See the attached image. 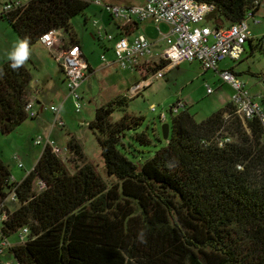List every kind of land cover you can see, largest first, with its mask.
<instances>
[{
	"label": "trees",
	"instance_id": "trees-1",
	"mask_svg": "<svg viewBox=\"0 0 264 264\" xmlns=\"http://www.w3.org/2000/svg\"><path fill=\"white\" fill-rule=\"evenodd\" d=\"M3 1L0 17L20 40L28 39L30 49L57 29L83 49L72 20L85 13L89 0H30L10 11L3 7L17 1ZM196 1L214 7L207 24L219 29L244 20L256 0ZM10 65L0 66V131L5 135L29 119L25 107L32 82L26 65L17 70ZM165 66L154 64L143 72L154 75ZM131 100L114 97L95 110L89 123L106 173L116 180L112 185L85 161L74 137L66 152L84 161L74 172L47 146L33 170L15 182L0 156V199L12 191L18 196L4 234L10 238L29 229L27 241L10 249L17 263L264 264V134L259 121L245 124L231 102L201 123L188 107L179 115L170 110L165 144L145 162H134L127 156L133 142L152 148L163 141L161 132L154 130L150 138L140 131L143 116L126 112L114 120V113L126 111ZM224 139L230 142L221 147ZM38 181L45 184L42 191ZM141 230L146 244L137 239Z\"/></svg>",
	"mask_w": 264,
	"mask_h": 264
},
{
	"label": "rangeland",
	"instance_id": "rangeland-1",
	"mask_svg": "<svg viewBox=\"0 0 264 264\" xmlns=\"http://www.w3.org/2000/svg\"><path fill=\"white\" fill-rule=\"evenodd\" d=\"M16 1L27 4L30 0ZM89 1L91 4L85 13L76 16L72 20L74 32L83 48L84 55L95 71L79 89V93L82 96L81 113L75 111V102L61 81L62 76L56 55L44 45H39L31 51L33 58L30 57V60H35L34 65H31L29 61L25 63L27 67H32L33 81L30 91L33 92L38 89V84L42 83L43 79L48 76L52 77L53 87H55L57 94L50 96L44 92L41 93L40 100L47 110L45 109L38 120H27L29 131L25 132L23 130L25 132L24 135H21V130H15L9 135H5L0 131V156L9 167L12 175L16 169L23 174L29 173L37 163L44 150V146L34 144V139L39 136L44 141L50 139L55 142L56 146L61 150L60 158L65 162L69 170L74 172L75 167L81 166L84 162H76L66 152L69 140L74 137L83 148L85 161L91 163L109 185L115 183L116 180L108 177L106 173L97 133L89 127V123L95 119V110L106 104L109 98L117 93L113 87L114 84L120 83V87L117 88L119 92L132 99L126 111L118 110L114 113V120H119L126 112L143 116L144 122L140 131L147 132L150 138H154V130L162 134L163 144L155 141L157 146L152 148H144L131 141L134 146L130 147V152H127V156L134 162H145L154 156L155 150L160 149L165 144L166 140L162 133L163 124L159 120L165 116L164 124H171L172 114L170 110L179 101L189 106V112L194 115L199 123L205 121L231 102L233 94L231 87L224 84L220 76L214 71H203L197 62L183 63L178 67L168 69L169 71L166 70L164 78L161 79H155V74L147 75L141 67L137 71L122 69V71L118 72L106 67V65L114 61L115 55L112 48L114 42L95 39L93 36L95 31L93 22H98L107 31L108 35L114 36L115 19H111L105 7H100L96 4L97 0ZM101 1L112 5H138L141 0ZM259 18L262 20L261 25L254 26L250 23V27L254 34L261 38L264 36V8L261 10ZM161 28L165 31L163 25ZM140 33L145 34L147 38H155L157 36L155 25L149 21L141 24ZM66 38L68 39L67 43L72 44L70 35L67 34ZM19 40L9 22L0 17V57H6L9 53V48L12 50L13 45ZM245 48L246 53L241 61L233 62L231 59H226L219 65V69H221L219 71L233 69L238 73L241 81L246 84L251 94L258 98L264 108V49L258 46L257 43H255L254 47L247 43ZM154 53L157 52L154 51ZM104 58L107 63L103 61ZM150 64H152V61H150ZM145 67L148 66L145 64ZM252 73L261 74V77H255ZM146 75L147 77H145ZM145 78L152 80V86L143 89L140 93L131 95L130 93H132L134 86L142 83ZM40 88H42V84ZM208 88L213 91L212 94L208 93ZM51 106L60 108L61 117L66 124L65 128L52 127L55 117L54 113L50 111ZM152 106H155V111L152 110ZM36 108L39 110L38 105H36ZM43 118L48 119L49 122L51 121V125L37 126V123ZM31 124H35L34 128H32ZM154 124L157 125L156 129ZM50 131L51 134L49 136ZM128 140L131 139H126L125 142L128 143ZM69 158L72 161H69ZM19 163L23 164V168H19ZM8 241L13 245L20 244L18 234L10 236ZM9 263L18 264L10 250L5 248L0 251V264Z\"/></svg>",
	"mask_w": 264,
	"mask_h": 264
},
{
	"label": "built area",
	"instance_id": "built-area-1",
	"mask_svg": "<svg viewBox=\"0 0 264 264\" xmlns=\"http://www.w3.org/2000/svg\"><path fill=\"white\" fill-rule=\"evenodd\" d=\"M96 4L105 7L110 16L125 24L153 21L157 27V32L164 37L166 47L160 54L156 55L146 36L140 34L134 38L133 42L126 37L115 39L114 36L108 35L98 22H93L94 34L97 39L114 42L113 52L116 63L121 69L137 71L144 59L149 60H147L148 67L165 63V68L154 75L155 79H161L164 78L168 69L178 67L183 63L198 62L203 71H214L220 76L224 84L231 87L233 91L231 103L239 117L245 124L255 120L259 121L264 134L263 105L257 97L251 94L246 84L234 71H219V65L226 59H231L233 62L240 61L246 53L247 43L251 45L252 42L253 46L257 43L264 49V36L257 37L250 27V23L254 26L261 25L262 20L259 18V14L264 8V0H256L254 6L246 13L244 20L240 23L219 29L207 24V18L213 12L214 7L199 3L196 0H146L144 4L136 6H108L101 0H97ZM20 5L21 3L17 1L14 4L5 5L3 9L10 11ZM161 24L169 26V31L165 36L160 28ZM66 35L63 30H51L42 36L40 44L52 50L56 55L59 66L64 73L66 88L75 102V111L81 113L82 96L79 89L87 79L89 64L78 45L67 43ZM103 61L107 63L105 58ZM152 84L150 78H145L142 83L134 86L130 94L140 93L143 89L151 87ZM208 93L212 94L213 91L208 88ZM186 108V103L179 101L171 108V111L173 115H179ZM152 110L155 111V106H152ZM25 111L29 119H36L39 116L35 101H28ZM50 111L54 113V127L65 128L66 124L61 117L60 108L51 106ZM161 120L165 122L166 117L163 116ZM227 142L230 140H221L219 145L223 147ZM34 144L44 146V148L49 146L57 155L61 152L54 141L50 139L44 141L41 136L34 139ZM18 166L23 168L22 163H19ZM239 168L241 169V167ZM36 187L42 191L45 184L38 181ZM17 203L18 196L15 191L0 199V251L5 248L10 250L14 247L4 234V228L14 211L13 206H16ZM28 235V228L19 231L20 244L27 241Z\"/></svg>",
	"mask_w": 264,
	"mask_h": 264
},
{
	"label": "crops",
	"instance_id": "crops-1",
	"mask_svg": "<svg viewBox=\"0 0 264 264\" xmlns=\"http://www.w3.org/2000/svg\"><path fill=\"white\" fill-rule=\"evenodd\" d=\"M146 0H141L140 2H138V5H142L145 3ZM105 3V2H104ZM106 5L108 6H136V5H112V4H109V3H105ZM148 22V21H146ZM149 22H152L154 25L155 23L153 21H149ZM145 22H141V23H130V24H125L121 21H118V20H115V32H114V37L115 39H119V38H123V37H126L128 38L131 42H133L134 38L137 37L138 35H144L146 36L145 34L143 33H140V27H141V24H143ZM164 26L165 27V31L161 28V26ZM160 26L161 30H162V33L164 34V36L168 33L169 31V26L167 24H162ZM132 26V27H131ZM124 27H126V29H123ZM129 27H131L129 29ZM132 29V30H131ZM155 31H156V37L155 38H147L151 44H152V49H153V52H157V53H154L156 55L160 54L166 47V43H165V40H164V37L162 35H160L158 32H157V27L155 25ZM107 32V31H106ZM254 32V31H253ZM94 34V33H93ZM7 41V40H5ZM39 45H41L40 43L35 45L34 47H32L30 50L33 51L36 47H38ZM114 45V44H113ZM112 45V46H113ZM113 48V47H112ZM10 48H9V52H10ZM84 54V52H83ZM31 58L32 57V52H31ZM85 59H86V56H85ZM33 60V59H32ZM87 60V59H86ZM148 60V59H147ZM146 59L142 60L141 61V69L144 70V67H145V64L148 65V61ZM9 61L8 60V55L6 57H0V66L2 64H4L5 62ZM30 62L31 65H34L35 63V60L34 61H31L30 59L28 60ZM147 61V62H146ZM241 61V60H240ZM88 62V60H87ZM146 62V63H145ZM198 63V62H197ZM89 64V63H88ZM26 65V64H25ZM200 65V64H199ZM106 67L110 68V69H113L115 72H118V71H122V69L117 65L116 63V59H115V56H114V61L111 62L110 64L106 65ZM31 71V74H32V67H28ZM60 71H61V76H62V83L65 85V77H64V73L62 71L61 68H59ZM221 70V69H219ZM169 71V70H168ZM95 71L94 69L90 66L89 64V71H88V76L87 78L93 74ZM238 74V73H237ZM32 81H33V74H32ZM122 81V80H120ZM123 82V81H122ZM32 83V82H31ZM31 83L28 87V100L29 101H35L36 102V105H38V108H39V116L36 118V119H33L32 121L34 120H38V118L41 116V114L45 111L46 107L43 105L42 101L40 100V96H41V93L44 92L45 94H49L50 96L51 95H56L57 92L55 91V87H53V79L52 77H48L46 76L42 83H39L38 84V89H36L35 91H30V87H31ZM42 84V88H40ZM66 87V85H65ZM114 89L117 91V93H115V95H112V97L109 98L108 102L113 99L114 97L118 96V95H123L121 92H119V90L117 88L120 87V83L119 84H114L113 85ZM187 107L189 108V106L187 105ZM47 110V109H46ZM55 120V119H54ZM48 122V123H47ZM33 123V122H31ZM45 124H48V125H51V121L49 122L48 119L46 118H43L40 120L39 123H37V126L39 125H45ZM28 122L27 120L25 122H23L19 127H17L15 130H21V135H24L25 132L29 129V126H28ZM34 125L35 124H31L32 128H34ZM28 127V128H27ZM52 127L54 128V124L52 125ZM25 130V132L23 131ZM29 131V130H28ZM51 134V131L49 132V136ZM43 152V151H42ZM35 167V165H34ZM33 167V168H34ZM33 168L31 170H33ZM30 172V171H29ZM28 175V173L26 174H23V173H20L17 169L13 171V175H12V179L13 181L15 182H21L26 176ZM15 209V206H13V210ZM17 245V244H15ZM14 245V246H15Z\"/></svg>",
	"mask_w": 264,
	"mask_h": 264
},
{
	"label": "clouds",
	"instance_id": "clouds-1",
	"mask_svg": "<svg viewBox=\"0 0 264 264\" xmlns=\"http://www.w3.org/2000/svg\"><path fill=\"white\" fill-rule=\"evenodd\" d=\"M30 57L31 50L27 38L17 41L13 45L12 50L8 53V60L11 62L10 66L13 70H17L24 66ZM2 75L3 73L0 72V76ZM137 239L141 244L147 243V239L143 230L138 233Z\"/></svg>",
	"mask_w": 264,
	"mask_h": 264
},
{
	"label": "water",
	"instance_id": "water-1",
	"mask_svg": "<svg viewBox=\"0 0 264 264\" xmlns=\"http://www.w3.org/2000/svg\"><path fill=\"white\" fill-rule=\"evenodd\" d=\"M162 133L165 140L169 138L170 135V124H163Z\"/></svg>",
	"mask_w": 264,
	"mask_h": 264
}]
</instances>
